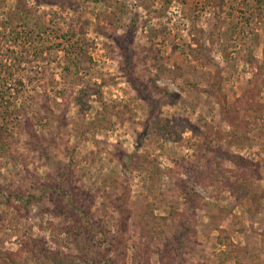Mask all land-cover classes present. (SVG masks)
Wrapping results in <instances>:
<instances>
[{
  "label": "rangeland",
  "instance_id": "1",
  "mask_svg": "<svg viewBox=\"0 0 264 264\" xmlns=\"http://www.w3.org/2000/svg\"><path fill=\"white\" fill-rule=\"evenodd\" d=\"M2 88L0 264H264V0H0ZM188 125L252 166L258 208L198 186L188 205L180 160L203 142ZM119 207L124 254L99 234Z\"/></svg>",
  "mask_w": 264,
  "mask_h": 264
},
{
  "label": "trees",
  "instance_id": "2",
  "mask_svg": "<svg viewBox=\"0 0 264 264\" xmlns=\"http://www.w3.org/2000/svg\"><path fill=\"white\" fill-rule=\"evenodd\" d=\"M120 10L121 12L125 11V4H120ZM130 30V29H129ZM131 33L135 32V28H131ZM75 35V31H69L66 32L65 34H62V37H64L66 40V44L68 45L67 48V53L72 54L74 51H77L76 54V60H83L84 62H88L90 59L86 56V53L82 51H78V49L82 48V42H75L72 43L73 38H67L73 37ZM126 48V47H125ZM84 51V50H83ZM80 52V53H79ZM124 55H129V50L128 47L123 51ZM127 61V60H126ZM122 67L126 68V73H128V76L131 75L130 72V66L126 63H122ZM129 84L135 88L136 85L129 81ZM3 87V86H2ZM6 89V88H5ZM5 89L2 92H0V101L3 99V94H6ZM1 103V102H0ZM241 103L240 100L237 101L236 105L233 107H229L225 104L221 105V114L222 118L224 121L228 122L230 125H234L233 119H229L228 117L233 115V117H237L238 115V104ZM155 112L153 103H151V108H150V115H152ZM237 119V118H236ZM159 122L156 120L155 125L158 127ZM160 127V126H159ZM186 128H189L191 133L194 136H202L203 142L201 144H197V154L193 158V160L188 161L186 159H181L180 162L183 167L186 168L185 172V178L178 179L176 182V186L180 190V194L183 196V198L186 200L188 205L190 207H198L200 205V202L202 200L201 196L199 193L196 191V186L201 187L202 189H206L208 187H214L218 192L220 190H227L230 192V194L238 201V203L243 202L244 199H249L251 198L252 203L256 208L259 207L260 204H258L257 195H251L252 192V179H253V171L250 166V164L243 160L239 155L232 154L228 151H222L220 148H210V143L214 136H209L201 133L196 127L188 125ZM217 132V130L215 131ZM2 132H0L1 134ZM211 134H214V131H211ZM34 139H38L37 135L35 133H32ZM1 140V139H0ZM45 141V140H44ZM43 141V142H44ZM39 141L35 142L36 144ZM42 142H40V145L37 146L38 149H43L42 147ZM72 159L70 160V162ZM228 162H232L236 168L233 169H227L224 165ZM143 163L146 165H150V161L147 160V158H143ZM64 170V169H62ZM256 171V170H255ZM63 175L62 173L59 174ZM56 184L58 185V188L61 189L62 184H59V181H56ZM71 187V186H69ZM68 187V188H69ZM67 193L64 194L66 196ZM58 196V194H56ZM5 200L7 202H10L11 199H22L20 195L17 193L13 192H8L5 196ZM27 202L31 201V196H27ZM65 206L67 211H75L77 204L74 200L71 199V196L67 198V201L65 202ZM119 207L120 214L122 216L118 217V219H115V227H116V232L111 235V237H105L107 235L106 230H103L100 232V236L103 237V240L105 241V245L109 253H117L119 250H121L122 254H124V250L122 248L126 247V239L124 238V232H130L128 228V218L129 214L126 211L120 209ZM59 213H61V209L59 210ZM63 213V212H62ZM118 223V221H120ZM123 224V230H119V224ZM65 233L68 234L67 231ZM108 234H110V231H108ZM135 245V244H134ZM179 248V247H178ZM178 248H176V251L178 252ZM148 254L151 251L150 249L147 250ZM42 255L45 256V260L48 262H51L52 258L47 255V251L44 250V252H40ZM47 255V256H46ZM148 256V255H147ZM147 256H144L143 258L140 257V252H136L133 254L132 261L134 264H144L147 260ZM176 264V263H175Z\"/></svg>",
  "mask_w": 264,
  "mask_h": 264
}]
</instances>
